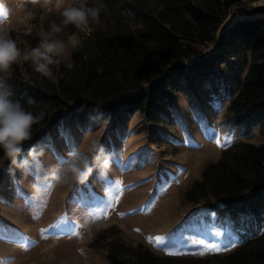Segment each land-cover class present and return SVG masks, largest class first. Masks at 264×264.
Returning a JSON list of instances; mask_svg holds the SVG:
<instances>
[{
	"label": "trees",
	"instance_id": "obj_1",
	"mask_svg": "<svg viewBox=\"0 0 264 264\" xmlns=\"http://www.w3.org/2000/svg\"><path fill=\"white\" fill-rule=\"evenodd\" d=\"M235 1L100 0L107 9L100 14L101 23L91 25L82 48L71 50L70 64L55 70V83L32 67L26 74L16 67L8 76L14 98L35 115L44 113L24 153L56 138L69 122L80 127L109 122L115 128L135 112L157 122L175 104L176 90L188 96L207 93L208 82L217 75L228 83L235 129L248 137L255 130L264 136V17L238 18L210 53L197 47L214 41ZM247 49L252 59L245 65ZM10 167L6 160L0 163V181ZM186 198L231 223L240 239L232 252L156 255L142 244L115 238L108 245V264H264V141H239L224 149Z\"/></svg>",
	"mask_w": 264,
	"mask_h": 264
},
{
	"label": "rangeland",
	"instance_id": "obj_2",
	"mask_svg": "<svg viewBox=\"0 0 264 264\" xmlns=\"http://www.w3.org/2000/svg\"><path fill=\"white\" fill-rule=\"evenodd\" d=\"M242 1L254 3L233 2L225 25L234 18L233 6ZM33 11L35 16L27 17L15 9L14 0H0V25L22 50L36 46L41 28L47 31L51 22L61 20L55 11ZM218 40L216 33L214 41L197 47L210 53ZM70 54L71 49L59 66L70 64ZM244 59L245 65L252 59L248 49ZM16 67L26 74L31 63L21 61L12 72ZM57 69L53 67V73ZM206 88L209 91L198 96L176 90L175 104L157 122L135 112L115 128L109 122L91 121L84 127L69 122L56 138L48 137L41 158L45 169L61 165L68 152L93 139L114 153L112 167L102 180L94 172L82 185H41L40 194L32 187L38 183L33 176L20 171L14 177L5 174L0 181V264H108V245L115 238L142 244L156 255L184 252L180 255L206 257L232 252L240 239L231 223L187 200L186 193L224 149L239 141L259 143L264 136L255 130L248 137L235 129L228 111V83L221 75ZM217 139L226 146H218ZM157 236L167 238L164 244L148 239ZM201 239L206 244L219 241L229 250L192 254L203 249L195 243Z\"/></svg>",
	"mask_w": 264,
	"mask_h": 264
},
{
	"label": "clouds",
	"instance_id": "obj_3",
	"mask_svg": "<svg viewBox=\"0 0 264 264\" xmlns=\"http://www.w3.org/2000/svg\"><path fill=\"white\" fill-rule=\"evenodd\" d=\"M14 4L15 9L27 17H34L33 10L38 9L48 14L55 11L61 20L51 22L47 31L41 28L37 32L39 41L36 46L23 50L0 25V152L12 166L9 174L14 177L19 170L23 176H33L38 182L32 185L37 194L42 192L41 185L49 188L82 185L94 172L98 173V179H104L112 167L114 153L95 139L68 152L61 165L47 169L41 159L45 154L43 145L34 144L24 153V145L33 138V126L44 119V113L35 115L26 110L21 101L14 98L7 78L12 66L24 61L31 63L35 73L55 83L53 67H59L70 49L83 47L79 33L91 34V25L101 23L100 14L107 10L106 5L100 0H94L91 7L88 0H14ZM69 26H73L76 32L64 39L62 37ZM27 32L31 34L32 28L29 27ZM28 103L33 101L30 99Z\"/></svg>",
	"mask_w": 264,
	"mask_h": 264
},
{
	"label": "water",
	"instance_id": "obj_4",
	"mask_svg": "<svg viewBox=\"0 0 264 264\" xmlns=\"http://www.w3.org/2000/svg\"><path fill=\"white\" fill-rule=\"evenodd\" d=\"M254 3L249 5V3L242 1L240 4H236L233 6V16L232 22L228 25H225L224 23L220 26L218 30L219 37L223 33V31L230 26L232 23H234L238 18V13L241 14L239 18H258V17H264V0H257L253 1Z\"/></svg>",
	"mask_w": 264,
	"mask_h": 264
},
{
	"label": "snow or ice",
	"instance_id": "obj_5",
	"mask_svg": "<svg viewBox=\"0 0 264 264\" xmlns=\"http://www.w3.org/2000/svg\"><path fill=\"white\" fill-rule=\"evenodd\" d=\"M230 140H231V138H228L227 143H230ZM217 144H218V146H221V147L226 146V145L220 144V141L218 139H217ZM104 203H107V201H104ZM42 231H44V230H42ZM137 231H138V229H137ZM148 239H149V241H152L154 239L156 244L160 245V244H164V242H165V240L167 238L163 237V236H157L155 238L149 237ZM195 243H198L199 245H202L204 247H203L202 250H200L198 252H194L192 254L205 255V254H208V253H221L223 251L229 250L227 247L221 246V242H219V241L218 242H209V243L206 244L205 240L201 239V240H199L198 242H195ZM169 254L170 255H180V254H187V253H184V252H170Z\"/></svg>",
	"mask_w": 264,
	"mask_h": 264
}]
</instances>
